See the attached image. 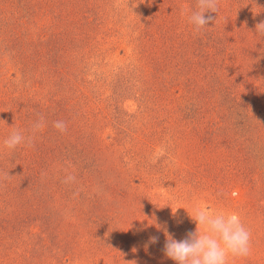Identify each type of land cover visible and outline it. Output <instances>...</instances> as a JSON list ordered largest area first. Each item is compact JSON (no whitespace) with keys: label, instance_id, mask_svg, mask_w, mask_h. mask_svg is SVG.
Segmentation results:
<instances>
[{"label":"rangeland","instance_id":"374dc122","mask_svg":"<svg viewBox=\"0 0 264 264\" xmlns=\"http://www.w3.org/2000/svg\"><path fill=\"white\" fill-rule=\"evenodd\" d=\"M195 8L196 0H0V144L17 129L42 141L56 112L71 116L63 120L74 127L71 139L93 132L117 171L132 173L127 198L104 193L118 198L105 229L84 209L74 214L55 187L57 206H70L64 214L79 234L81 254L65 264H154L144 246L167 257L164 230L184 239L197 227L188 213L196 207L237 213L250 231V255L229 264H264V35L256 33L264 0H219L200 33L187 21ZM33 146L0 148V215L8 185L38 159ZM72 170L97 200L98 179L109 174ZM104 230L129 231L134 257L120 247L106 253ZM2 236L0 227V264H28L27 236H7L10 247ZM45 257L43 264L54 261Z\"/></svg>","mask_w":264,"mask_h":264},{"label":"trees","instance_id":"16d2710c","mask_svg":"<svg viewBox=\"0 0 264 264\" xmlns=\"http://www.w3.org/2000/svg\"><path fill=\"white\" fill-rule=\"evenodd\" d=\"M42 39L44 40V38ZM0 49H2L0 52L2 53L3 45H0ZM49 117L46 119L47 128L40 132L42 141L35 139L31 142L35 151L39 153L38 159L35 160L33 167H29L17 177L16 183L8 185L11 192L6 198L8 199L6 201L8 209L3 215H0V227L3 231L2 244H8L10 247L11 244L4 238L14 237L18 234L27 236L26 240L23 239L24 237L22 238V242L28 240L32 243L24 259L28 264L45 263L47 261L46 254L53 256L54 261H51V264H65L70 259H77V254H81V251H78L75 246L79 240V234L71 230L72 222L64 214L66 208L70 206H57V189L55 190V187L60 188L58 190H61L66 203L73 206L74 214L78 215L79 212L83 214L82 209L86 210L88 219H92L91 224L98 225L99 229H105L106 223L111 224L114 220V214L107 213L106 209L109 206H116L115 203H117L119 195L122 198H127L128 191L132 188V173L127 172L124 175L118 172L116 163H114L115 159L106 157L108 150L97 147L98 142L102 139L95 138L93 132H89L87 138H81V134L78 132L80 142H75L70 137L74 127L68 121H66L67 131L64 133L53 127V122L70 120L71 116H59L54 112ZM81 144L83 145L81 146ZM91 156L95 157V160L103 157L101 162L96 160L99 166L103 167L99 168L92 162ZM56 162H60V166H57ZM68 169L71 170L68 171ZM72 169H89L93 179L102 172L109 174L110 179H98V183L101 184V192H96L97 200L92 201L91 196L87 195L92 188L81 187L84 185V175L79 172L75 173ZM69 175L75 179L65 183V177ZM89 181L91 186L93 181L91 179ZM108 192L111 196L117 197L111 200L105 198L104 193ZM121 214L126 215L121 211L117 212L120 219L122 218ZM104 231L106 240H103L101 244L106 253L111 254L114 249L120 247L121 254H133L132 248L136 242L134 241L135 237L129 231L118 230L115 234L109 232L107 234V231ZM120 240L123 241L119 242ZM144 248L143 256L150 253L154 255V264H169L170 258H159L150 252L149 247L146 249L144 246ZM132 257L134 256L129 255L127 260ZM125 260L121 262L116 260V264H127Z\"/></svg>","mask_w":264,"mask_h":264},{"label":"clouds","instance_id":"9594fccd","mask_svg":"<svg viewBox=\"0 0 264 264\" xmlns=\"http://www.w3.org/2000/svg\"><path fill=\"white\" fill-rule=\"evenodd\" d=\"M218 3L219 0H196L195 10L187 15L188 24L192 26L194 33H200L208 27L213 17L205 16V13L218 12ZM256 33L264 35V22L256 25ZM43 127L44 121L41 118L33 124L32 134ZM53 127L61 133L67 131V123L63 120L53 122ZM31 142L32 136H26L23 131L17 129L3 140L0 148L15 150L19 146L30 145ZM74 179L75 177L69 175L65 177L64 182L68 183ZM177 209L172 210L173 214ZM188 213L197 227L195 231L187 233L184 239L177 240L164 230L167 236L164 253L176 264H229L230 258L250 255L251 233L239 214L223 209L210 211L205 207H196L193 212ZM149 242L157 243L158 237H150Z\"/></svg>","mask_w":264,"mask_h":264}]
</instances>
